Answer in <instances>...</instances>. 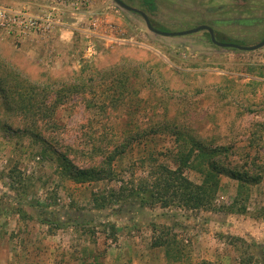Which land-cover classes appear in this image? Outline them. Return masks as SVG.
<instances>
[{
  "label": "rangeland",
  "instance_id": "rangeland-1",
  "mask_svg": "<svg viewBox=\"0 0 264 264\" xmlns=\"http://www.w3.org/2000/svg\"><path fill=\"white\" fill-rule=\"evenodd\" d=\"M123 1L160 30L208 24L223 42L254 45L264 38V0H152L154 8L146 0ZM72 2L0 0L39 20L10 28L0 18V63L33 82L78 84L56 108L54 125L32 126L42 140L24 131L27 114L9 112L0 92V264H264V45L222 47L206 30L165 36L115 0ZM121 77H129L128 88L119 86ZM175 131L226 145L228 154L220 156L226 167L261 179L243 184L222 173L212 203L198 209L92 210L95 185L66 177L52 153L86 167L131 137L114 168L119 179L137 182L155 161L174 165L171 151L185 146ZM184 171L197 183L203 179L199 168ZM32 199L60 216L88 220L86 230L42 223ZM155 224L170 227L180 260L169 261L152 245Z\"/></svg>",
  "mask_w": 264,
  "mask_h": 264
},
{
  "label": "trees",
  "instance_id": "trees-1",
  "mask_svg": "<svg viewBox=\"0 0 264 264\" xmlns=\"http://www.w3.org/2000/svg\"><path fill=\"white\" fill-rule=\"evenodd\" d=\"M146 2L154 8L152 0H146ZM117 82L122 89L131 85L129 77H121ZM77 87V83L68 84L66 81L33 82L22 77L12 66L0 63V92L4 97L6 109L9 112L15 110L25 112L29 122L24 131L37 140H42L43 135L35 131L32 126H38L39 122L54 125L56 117L53 114L56 108L64 103L69 93L76 92ZM54 91H56L53 95L54 99H47L49 93ZM174 135L178 141L184 140L183 143H185V146H177L176 150L171 151L174 154V165L155 161L150 164L145 175L137 179V182H134V179H119L116 177L114 168V161L125 152L131 137L125 136L122 140H118L96 164L86 167L76 165L65 152L52 150V153L56 154V160L60 163L66 177L76 183L95 185L92 187L91 195L92 210L114 207L123 209L132 204L143 206L159 204L164 207L175 204L180 207L198 209L212 203L218 191L222 173L229 174L243 184L255 183L261 179V173L253 174L244 167H242L243 170L239 169L240 166L226 167L220 160L222 154L226 156L229 152V147L226 145L209 146L196 135L191 133L188 135L182 131H175ZM188 166L199 168L203 172L200 183L186 175L184 169ZM105 182L110 183L108 188L106 185L102 187ZM29 204L39 208V220L50 227L64 228L72 225L86 230L88 220L82 217L60 216L42 208L36 199L29 201ZM169 229L167 225H153L155 234L152 245L163 248L167 259L172 262L181 259V250H174V240L169 237ZM157 232L159 233L156 234Z\"/></svg>",
  "mask_w": 264,
  "mask_h": 264
},
{
  "label": "water",
  "instance_id": "water-1",
  "mask_svg": "<svg viewBox=\"0 0 264 264\" xmlns=\"http://www.w3.org/2000/svg\"><path fill=\"white\" fill-rule=\"evenodd\" d=\"M115 1L120 6L126 8L128 10L140 13L143 16V18L145 19L146 24H147V26H148V28L150 30H152V31H154L156 33L165 35V36L186 35V34H190V33L198 32L200 30L207 29L210 32V34H211L212 41L215 44H217L219 46H222V47H235V48H239V49H242V50H255V49H258V48H260V47H262L264 45V38L260 42L254 44V45H241V44L233 43V42H221V41L217 40V38L215 37L212 27H210L207 24H202V25H199V26L191 28V29L180 30V31H164V30H160V29H157L156 27L153 26L149 16L144 11L127 4L123 0H115Z\"/></svg>",
  "mask_w": 264,
  "mask_h": 264
},
{
  "label": "built area",
  "instance_id": "built-area-1",
  "mask_svg": "<svg viewBox=\"0 0 264 264\" xmlns=\"http://www.w3.org/2000/svg\"><path fill=\"white\" fill-rule=\"evenodd\" d=\"M74 5H80L84 0H72ZM1 25L13 28L14 26H35L38 24V19L32 17L26 12L14 11L7 7L0 6Z\"/></svg>",
  "mask_w": 264,
  "mask_h": 264
},
{
  "label": "flooded vegetation",
  "instance_id": "flooded-vegetation-1",
  "mask_svg": "<svg viewBox=\"0 0 264 264\" xmlns=\"http://www.w3.org/2000/svg\"><path fill=\"white\" fill-rule=\"evenodd\" d=\"M202 25V24H201ZM208 25V24H207ZM199 26V25H198ZM210 26V25H209ZM210 27H212V26H210ZM212 29H213V31H214V35H215V37L217 38V34H216V31H215V29L212 27ZM204 30H206V31H208L207 29H204ZM208 33H209V35H210V37H211V34H210V32L208 31ZM218 40V39H217ZM220 41V40H219ZM221 42H223V41H221ZM234 43V42H233Z\"/></svg>",
  "mask_w": 264,
  "mask_h": 264
}]
</instances>
